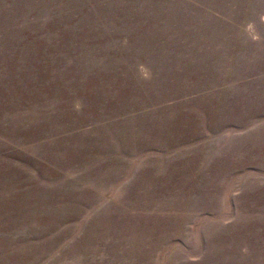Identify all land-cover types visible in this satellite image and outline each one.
Masks as SVG:
<instances>
[{
	"label": "rangeland",
	"instance_id": "1",
	"mask_svg": "<svg viewBox=\"0 0 264 264\" xmlns=\"http://www.w3.org/2000/svg\"><path fill=\"white\" fill-rule=\"evenodd\" d=\"M0 264H264V0H0Z\"/></svg>",
	"mask_w": 264,
	"mask_h": 264
}]
</instances>
